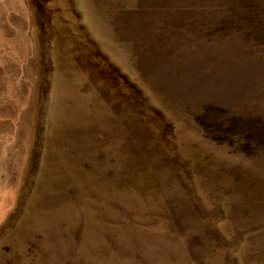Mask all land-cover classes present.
<instances>
[{
  "label": "rangeland",
  "instance_id": "rangeland-1",
  "mask_svg": "<svg viewBox=\"0 0 264 264\" xmlns=\"http://www.w3.org/2000/svg\"><path fill=\"white\" fill-rule=\"evenodd\" d=\"M0 264H264V0H0Z\"/></svg>",
  "mask_w": 264,
  "mask_h": 264
}]
</instances>
